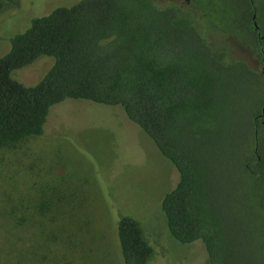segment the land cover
Masks as SVG:
<instances>
[{
	"label": "trees",
	"instance_id": "obj_1",
	"mask_svg": "<svg viewBox=\"0 0 264 264\" xmlns=\"http://www.w3.org/2000/svg\"><path fill=\"white\" fill-rule=\"evenodd\" d=\"M196 6L192 14L163 0H80L33 18L0 57V148L41 136L51 108L65 100L120 108L178 173L161 201L170 237L181 245L200 241L208 264H223L227 250H220L211 202L215 158L230 121L240 137L236 148L225 145L237 155L231 175L249 195L253 215L264 218V125L258 122L264 76L218 37H235L264 56V45L246 36L253 10L264 36V0H196ZM42 56L54 62L34 86L11 77ZM240 74L257 84L242 128L230 120ZM257 225L264 247V221ZM115 232L123 264L151 261L153 249L138 221L120 217ZM258 257L264 259V251Z\"/></svg>",
	"mask_w": 264,
	"mask_h": 264
},
{
	"label": "rangeland",
	"instance_id": "obj_2",
	"mask_svg": "<svg viewBox=\"0 0 264 264\" xmlns=\"http://www.w3.org/2000/svg\"><path fill=\"white\" fill-rule=\"evenodd\" d=\"M78 1L0 0V57L10 49L9 39L33 18ZM218 39L260 74L256 49L225 35ZM53 62L42 56L11 77L34 86ZM256 86L250 76L238 77L232 124L234 119L241 128L248 126ZM260 115L262 109L259 123ZM229 122L217 165L213 160L211 185L223 237L220 250H227L223 264H264L257 225L263 218L253 215L249 195L230 172L240 137ZM226 144L234 147L231 152ZM177 181L175 167L120 108L65 100L51 108L41 136L0 148V264H123L115 232L123 216L138 221L146 234L153 249L148 264H208L200 241L181 245L167 231L161 201Z\"/></svg>",
	"mask_w": 264,
	"mask_h": 264
},
{
	"label": "flooded vegetation",
	"instance_id": "obj_3",
	"mask_svg": "<svg viewBox=\"0 0 264 264\" xmlns=\"http://www.w3.org/2000/svg\"><path fill=\"white\" fill-rule=\"evenodd\" d=\"M163 1L171 2V3L175 4L176 6H178L179 8H181L187 12H190L192 14H195L197 12L196 0H163ZM236 9L238 10V12L244 13V10L242 7L236 8ZM250 20H251V31L246 36L251 37V38H255V40L252 43L253 45H255V46L264 45V38H263L264 36L262 35V29L257 22V15H256V12L254 10H253V12L251 11ZM227 38L229 40H235V41L240 42L238 39H236L235 37H232L230 35H227ZM243 42L244 43H248V42L251 43V39H249V41H248V39L246 38ZM240 43L242 45H244L242 42H240ZM260 55H261V53H260ZM260 55H258L259 63L261 65L260 74L262 76H264V71H263V66H264L263 58H264V56H260ZM260 117L263 118V120L261 121V125H264V109L262 110V115H260ZM263 221H264V218H263Z\"/></svg>",
	"mask_w": 264,
	"mask_h": 264
},
{
	"label": "water",
	"instance_id": "obj_4",
	"mask_svg": "<svg viewBox=\"0 0 264 264\" xmlns=\"http://www.w3.org/2000/svg\"><path fill=\"white\" fill-rule=\"evenodd\" d=\"M263 63H264V58H263ZM263 71H264V66H263Z\"/></svg>",
	"mask_w": 264,
	"mask_h": 264
}]
</instances>
